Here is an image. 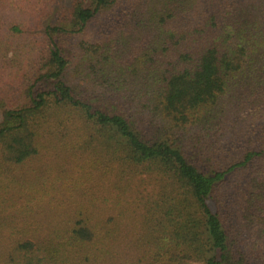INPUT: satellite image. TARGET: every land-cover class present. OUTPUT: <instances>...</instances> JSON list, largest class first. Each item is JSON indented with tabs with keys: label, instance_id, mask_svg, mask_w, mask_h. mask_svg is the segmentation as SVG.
<instances>
[{
	"label": "trees",
	"instance_id": "obj_1",
	"mask_svg": "<svg viewBox=\"0 0 264 264\" xmlns=\"http://www.w3.org/2000/svg\"><path fill=\"white\" fill-rule=\"evenodd\" d=\"M116 2L0 0V11L21 16L1 24L0 72H30L18 96L0 90V163L37 164L56 148L54 132L72 136L61 149L105 160L98 176L43 183L47 200L38 203L53 213L12 230L0 264H264V0H152L147 14L133 0L121 20L145 41L134 67L117 62L114 38L86 40ZM34 30L44 49L24 71L4 45ZM73 68L137 102L88 101L68 84ZM137 74L144 78L133 84ZM227 95L244 106L232 124ZM197 127L219 143L188 150L178 133ZM246 127L255 136L243 141ZM225 141L231 150L217 148ZM142 183L151 186L144 203L128 197ZM21 193L0 195V204L19 203Z\"/></svg>",
	"mask_w": 264,
	"mask_h": 264
},
{
	"label": "rangeland",
	"instance_id": "obj_2",
	"mask_svg": "<svg viewBox=\"0 0 264 264\" xmlns=\"http://www.w3.org/2000/svg\"><path fill=\"white\" fill-rule=\"evenodd\" d=\"M152 0H138L140 6L133 7V0H117L116 7L107 16H100L97 20H94L90 24V34L87 36L88 42H94L99 33H103L104 36H109L107 38H114V48L112 52L114 56H117V62L119 64H124L133 67L135 66V59H137V52L139 50V45L145 43L138 36L139 27L135 22L125 18L121 20V14H124L126 10L133 7V10L140 11L147 14L148 8ZM139 10H136L138 9ZM3 13L0 20V39H4V35L7 33L2 27L3 24H7L13 17L15 20L20 19V15L13 13L11 11H0ZM147 16V15H146ZM146 16H141L140 19H144ZM30 34H23L16 37L9 44L4 45L8 50L7 56L16 55L24 71L30 66L29 63L36 61L38 58V53L43 52V41L42 36L39 31H32ZM99 38V37H97ZM70 44H77L81 41V38L76 37L71 40ZM77 47V45H76ZM79 49V48H78ZM136 53V54H135ZM140 67V66H139ZM141 68V67H140ZM143 72L145 69L141 68ZM68 84L72 88H76L83 97L88 98V101L93 100V102H101L108 100L110 102H118L134 105L137 101L133 97L135 93L129 91L126 97L120 95L109 94L108 88L101 78V76L91 75L87 76L82 73L80 75L77 69L74 68L69 70ZM86 72V71H85ZM22 74V77H21ZM30 72H0V90L11 91L15 96H18L19 88L24 84H27L28 76ZM7 75H10L8 77ZM144 74H137L131 76V82L135 84L138 81H142ZM222 108L225 114L227 122H232L234 120H239L242 113H244V106L241 100L236 95H227L223 98ZM246 115H249L247 111ZM144 119L143 116H140ZM231 117V118H229ZM246 120V121H244ZM251 120L243 118L244 125H249ZM243 123L239 122L237 127L239 129L243 128ZM238 129V130H239ZM47 134V139L51 140L56 146L52 149L50 153H47L40 162L35 164L29 163L22 166H14L10 164L0 163V195L4 198L13 199L16 190L21 189V199L17 204L8 205L7 203L0 204V257L5 252V250L14 242L15 235H13L12 230L17 232L18 229L23 225L24 220H29L31 223H40L43 221L45 215L53 213V207L41 206L39 201L47 200L42 190L43 183L48 185L51 182L65 181L73 183L77 179H85L87 177V172L92 171L96 176L101 174V168L105 163L102 159V153H97L93 151L83 152L79 149H70V147H64L65 150L61 149L59 146L65 144L66 141H70L72 136L69 133H63L56 135ZM179 142L181 141L183 146H186L188 150L193 151L194 149L200 150L203 146L209 145L211 142L219 143L214 138L213 134L207 132V130L197 127L192 128L187 131H181L178 133ZM254 134H251V129L246 130L243 134V141H247L250 137L254 138ZM248 138V139H247ZM64 142V143H63ZM225 141L219 147L223 150H231V147L225 146ZM65 166L69 174L62 175L61 168ZM94 176V175H93ZM139 186L137 193L135 194V188L131 190L127 195L131 199L139 197L140 203L146 202V200L151 195V186L148 183H142ZM133 187L135 185L132 184ZM133 193V194H130ZM30 197L31 202L26 203V199ZM139 210L138 206H136ZM141 211V210H140ZM136 213H139L136 211ZM131 228H138L134 225V216L129 219ZM133 223V225H132ZM142 225V224H141ZM141 227V226H140Z\"/></svg>",
	"mask_w": 264,
	"mask_h": 264
}]
</instances>
